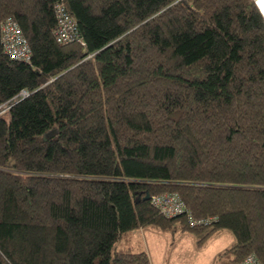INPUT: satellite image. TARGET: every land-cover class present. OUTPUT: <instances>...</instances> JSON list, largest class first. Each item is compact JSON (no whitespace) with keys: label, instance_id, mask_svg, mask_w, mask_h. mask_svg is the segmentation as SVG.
I'll use <instances>...</instances> for the list:
<instances>
[{"label":"trees","instance_id":"obj_1","mask_svg":"<svg viewBox=\"0 0 264 264\" xmlns=\"http://www.w3.org/2000/svg\"><path fill=\"white\" fill-rule=\"evenodd\" d=\"M60 2L83 44L57 42ZM8 18L30 64L2 47ZM164 194L216 221L191 228L186 216H162L151 197ZM139 228L189 232L199 247L227 232L235 242L217 264H264L255 5L0 0V264H151L127 246Z\"/></svg>","mask_w":264,"mask_h":264},{"label":"built area","instance_id":"obj_2","mask_svg":"<svg viewBox=\"0 0 264 264\" xmlns=\"http://www.w3.org/2000/svg\"><path fill=\"white\" fill-rule=\"evenodd\" d=\"M264 22V0H251ZM57 18L56 39L59 44L67 45L74 42H81L78 27L72 16L69 14L63 2L55 6ZM1 44L5 53L13 60L31 63V49L24 37L18 23L8 18L2 23ZM23 97L27 93L22 94ZM151 205L162 216L172 219L186 216L191 228L206 227L212 225L216 218H204L196 220L178 194L155 195L151 197ZM240 264H263L255 255H249Z\"/></svg>","mask_w":264,"mask_h":264},{"label":"rangeland","instance_id":"obj_3","mask_svg":"<svg viewBox=\"0 0 264 264\" xmlns=\"http://www.w3.org/2000/svg\"><path fill=\"white\" fill-rule=\"evenodd\" d=\"M226 236L223 235V238L227 239ZM128 240V248L134 252H146L151 264H215L217 255L229 248L226 243L215 245V238L199 247V240L192 233H163L153 228H139L128 236ZM233 241L231 237L228 243L232 244Z\"/></svg>","mask_w":264,"mask_h":264},{"label":"crops","instance_id":"obj_4","mask_svg":"<svg viewBox=\"0 0 264 264\" xmlns=\"http://www.w3.org/2000/svg\"><path fill=\"white\" fill-rule=\"evenodd\" d=\"M221 235H222V237H221ZM221 235L219 234V236L217 235V236H215V237H213V238H215L216 239V244L215 245H220V244H224V243H226V247H231L233 244H234V242H235V239H234V237L231 235V234H229V233H221ZM223 235H227L225 238H227V239H224L223 238ZM231 237H232V239H234V241H233V243L232 244H229L230 243V241H231ZM225 241H227V242H225ZM229 242V243H228ZM228 248V249H229ZM221 254H219V255H217V257L214 259V262H215V264H217V260H218V257L220 256Z\"/></svg>","mask_w":264,"mask_h":264},{"label":"water","instance_id":"obj_5","mask_svg":"<svg viewBox=\"0 0 264 264\" xmlns=\"http://www.w3.org/2000/svg\"><path fill=\"white\" fill-rule=\"evenodd\" d=\"M144 200L149 201L150 200V196L147 195Z\"/></svg>","mask_w":264,"mask_h":264}]
</instances>
